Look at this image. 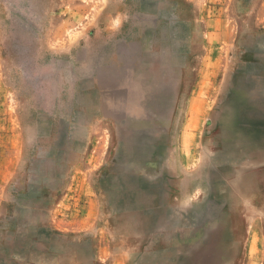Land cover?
<instances>
[{
	"label": "rangeland",
	"instance_id": "1",
	"mask_svg": "<svg viewBox=\"0 0 264 264\" xmlns=\"http://www.w3.org/2000/svg\"><path fill=\"white\" fill-rule=\"evenodd\" d=\"M253 19L215 28L172 0H0L8 175L97 107L101 264H264V24Z\"/></svg>",
	"mask_w": 264,
	"mask_h": 264
},
{
	"label": "crops",
	"instance_id": "2",
	"mask_svg": "<svg viewBox=\"0 0 264 264\" xmlns=\"http://www.w3.org/2000/svg\"><path fill=\"white\" fill-rule=\"evenodd\" d=\"M175 1L191 17L213 18L209 25L215 28L227 25L223 19L257 18L264 24V0ZM80 112L85 122L70 120L68 136L39 141L19 161L16 175H8L13 158L0 142V264H101L105 185L94 168L102 158L94 152L101 110ZM75 128L85 131L81 141L73 137ZM94 216L101 219L96 230Z\"/></svg>",
	"mask_w": 264,
	"mask_h": 264
},
{
	"label": "bare ground",
	"instance_id": "3",
	"mask_svg": "<svg viewBox=\"0 0 264 264\" xmlns=\"http://www.w3.org/2000/svg\"><path fill=\"white\" fill-rule=\"evenodd\" d=\"M222 219H223V218H222ZM219 237H220V236H219ZM219 237H218V238H219ZM187 248H188V247H187ZM215 251H216V250H215ZM211 252H212V251H211ZM175 254H176V253H175ZM215 255H217V254H215ZM217 256H218V255H217ZM211 257H212V261H214V258H213V257H214V253H212ZM218 259H219V258H218ZM203 263H204V262H203Z\"/></svg>",
	"mask_w": 264,
	"mask_h": 264
}]
</instances>
